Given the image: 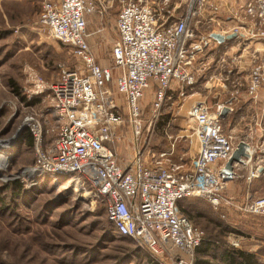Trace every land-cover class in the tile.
Instances as JSON below:
<instances>
[{"label":"built area","instance_id":"2783aa9c","mask_svg":"<svg viewBox=\"0 0 264 264\" xmlns=\"http://www.w3.org/2000/svg\"><path fill=\"white\" fill-rule=\"evenodd\" d=\"M172 1L161 0L156 8L150 0H122L116 19L117 40L112 49V61L119 71L116 93L126 100L136 147L143 144L138 122L146 94L154 89L155 113L172 100V93L178 91L183 97L185 90L211 69L207 50L215 41L212 35H235L246 42L264 43V0H234L238 11L227 12L238 24L226 28L211 17L209 23L217 24L214 29L219 31L208 33L198 27L197 16L209 0H179L169 9ZM182 1L188 6L175 15ZM220 2L226 4V0ZM97 6L94 0H45L42 5L41 27L51 39L70 46L84 68L64 70L52 86L53 142L48 141L49 129L44 131L41 121H24V128L35 140L37 167L46 173L83 179L105 201L107 220L117 236L164 258L163 264H194L205 234L181 213L183 200L202 198L215 208L224 203L244 213L264 215V196H248L239 207L226 196L230 183L245 176L240 174L243 168H250L249 182L264 171V141L258 140L261 132L253 130L238 139L224 131L222 114L233 108L232 101L215 108L195 102L188 112L198 144L192 169L185 171L179 164L167 168L163 162L150 167L138 150L132 162L121 165L113 145L125 117L108 88L110 72L96 64L87 37V17L99 10ZM219 62L225 64V57ZM262 66H253L247 85L254 99L263 85ZM263 125L264 116L259 127ZM240 143L246 145L248 157L234 163L232 174H226L225 166ZM257 153L260 155L255 157Z\"/></svg>","mask_w":264,"mask_h":264},{"label":"rangeland","instance_id":"374dc122","mask_svg":"<svg viewBox=\"0 0 264 264\" xmlns=\"http://www.w3.org/2000/svg\"><path fill=\"white\" fill-rule=\"evenodd\" d=\"M44 1L0 0V264H163L162 257L113 233L106 218L105 201L83 179L41 171L36 164L35 142L30 145L22 141L26 118L41 121L44 131L49 129L48 141H54L52 86L64 70L84 68L70 46L51 39L41 27ZM94 1L99 10L87 17V37L96 64L110 72L108 88L115 94L125 117L113 145L120 164L127 165L137 150L144 153L157 148L163 152L154 163H166L162 155L168 153L171 159L175 155L183 157L180 165L185 171L192 169L197 140L187 112L193 104L190 107L184 102L181 105V101H169L155 113L154 89L149 90L142 101V117L138 122L143 144L136 147L126 100L116 93L119 71L112 61L122 0ZM150 1L157 8L161 0ZM177 2L173 0L169 9ZM177 6L180 10L175 15L179 16L188 3L182 1ZM227 9L237 12L239 5L234 0H226V4L209 0L198 12V27L204 33L215 30L217 24L209 23L211 17L226 28L234 22L238 24ZM210 49L209 58L212 54L216 59L221 57L222 51L217 52L212 46ZM222 71L226 75V70ZM182 135L187 138H181ZM172 160L179 162L177 158ZM249 170L243 168L240 174L245 176L233 182L245 179L251 189L263 190L261 195L250 198L263 197L264 178L249 182ZM229 194L228 191L226 196ZM230 197L238 207L247 198ZM179 209L205 234L204 252L197 251L194 264H226L221 258L229 251L247 253L256 264H264V215L244 213L224 203L215 208L202 198L185 199Z\"/></svg>","mask_w":264,"mask_h":264},{"label":"crops","instance_id":"0c3cea01","mask_svg":"<svg viewBox=\"0 0 264 264\" xmlns=\"http://www.w3.org/2000/svg\"><path fill=\"white\" fill-rule=\"evenodd\" d=\"M234 25H236L235 22L229 26ZM211 46L212 49L215 48L217 52L221 53L222 51L221 57H225V64H220L219 59L221 57L216 59L215 54H212V61L210 62L211 69L206 76L198 79V82L194 87L187 88L186 91L189 92L188 94L185 93L183 97L179 96L178 91L172 93L171 102L178 103L181 101V105L184 102L191 107L195 102L201 101L209 107L215 108L217 105L232 101L233 108L227 113L223 120L224 131L230 133L234 137H243L253 130H257L258 132H261L258 136V140L259 142H263L264 125L260 128L259 124L261 118L264 116V43L260 41L246 42L234 37L221 44L216 40L212 41L209 49ZM211 52L210 49V53ZM257 63L263 65V85L258 94V98L254 99L248 93L247 85L250 79L251 69ZM222 70H226V75H223ZM204 81L205 83H202ZM207 84L208 86H206ZM181 138L186 139L187 137L186 135H182ZM162 152L163 151H159L157 148L149 149L144 152L143 157L147 165L150 167L154 166L156 163H154V160L156 158L159 159ZM197 154L198 144H196L193 153L194 158ZM176 158L180 165L183 157L181 158L180 155H175L172 159ZM133 159L134 158L131 160L133 161ZM165 159L167 161L164 165L167 168L178 164L176 160H172L171 158ZM131 160L130 162H132ZM130 162L127 161L128 164ZM262 178H264V171L259 179ZM245 185V179H241L240 182L231 183L228 187L230 193L229 197L231 195L232 197L242 199L250 195L259 196L263 193V190H256L255 187L254 189H251L250 185ZM163 261H165L164 258Z\"/></svg>","mask_w":264,"mask_h":264},{"label":"trees","instance_id":"16d2710c","mask_svg":"<svg viewBox=\"0 0 264 264\" xmlns=\"http://www.w3.org/2000/svg\"><path fill=\"white\" fill-rule=\"evenodd\" d=\"M22 141H26L30 145H32L34 142L32 134L27 129H25V132L22 135ZM183 215H184V213H183ZM111 227H112V225H111ZM112 231L117 236L113 227H112ZM121 238H123V237H121ZM123 239H125V238H123ZM202 246L198 249V252H204V250L202 249ZM221 260H222V262H224L226 264H256L252 255H249V254L244 253V252H236V251H229V252L225 253L222 256ZM196 264H197V262H196Z\"/></svg>","mask_w":264,"mask_h":264},{"label":"water","instance_id":"95a60500","mask_svg":"<svg viewBox=\"0 0 264 264\" xmlns=\"http://www.w3.org/2000/svg\"><path fill=\"white\" fill-rule=\"evenodd\" d=\"M234 37H235V35H231V36H228L226 38L221 36V35H218V34L212 35V38L215 39L220 44L224 43L225 40H230V39H233ZM227 113H228V110L224 109L222 117H225L227 115ZM245 151H246V145L244 143H240L237 147V150L233 153L231 159L227 162V164L225 166L224 172L226 174H232L234 163L239 162L242 157H248V155H246Z\"/></svg>","mask_w":264,"mask_h":264},{"label":"bare ground","instance_id":"6f19581e","mask_svg":"<svg viewBox=\"0 0 264 264\" xmlns=\"http://www.w3.org/2000/svg\"><path fill=\"white\" fill-rule=\"evenodd\" d=\"M49 174V173H48ZM62 177H66V176H69V177H72L71 175H65V176H63V175H61ZM76 179V178H75Z\"/></svg>","mask_w":264,"mask_h":264}]
</instances>
